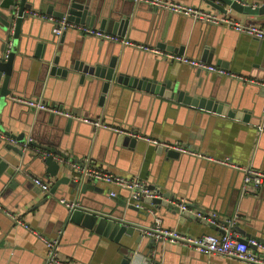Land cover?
Segmentation results:
<instances>
[{"label":"crops","instance_id":"obj_1","mask_svg":"<svg viewBox=\"0 0 264 264\" xmlns=\"http://www.w3.org/2000/svg\"><path fill=\"white\" fill-rule=\"evenodd\" d=\"M30 1L34 8L31 11L46 14L47 6L60 11L63 0ZM170 1L224 14L202 0ZM232 1L254 8L264 3V0ZM11 4L12 0H0V13H4ZM87 4L101 11L130 5V26L125 37L132 42L170 51L157 46L164 40L167 48L183 46V55L193 59L201 58L206 51L211 57L209 62H204L264 83L262 40L238 33L226 25L197 22L139 4L132 6L127 0H88ZM217 4L223 6L219 2ZM223 7L225 11L230 10L231 19L264 29L263 21L256 23L260 17ZM28 12L25 11L26 14ZM26 19L18 40L13 38L12 32L7 39V31L0 25V54L7 42L11 43V52L14 53L7 85L11 90V100L15 96H27L83 117L98 118L112 126L132 129L163 143L189 146L211 160L178 152V157L165 158V148L159 147L164 153L158 155V146L142 140L134 139L133 147L123 146L116 142V134L110 131L94 130L58 115L50 117L51 114L45 111L23 109L21 104L15 105L10 100L3 110V123L0 122L1 126L7 127H0V131H6L15 138L23 136L25 141L31 139L44 148L64 154L70 161L81 162L87 158L95 166L112 173L143 179L147 186H156L160 192L174 196V203L182 200L186 205L214 214L219 226L214 229L203 223L187 221L180 224L178 216L169 213L166 207L156 208L153 204H144L147 215H137L124 210L120 204V201L128 202L129 193L107 184L87 181L84 183H92L95 190L77 194L65 185L52 188L55 179L50 178L49 190L44 192L32 182V178H45V166L30 162L28 157L23 160L27 163L24 165L7 156L8 167L0 174V204L3 209L0 210V264H45L46 245L33 232L46 239L58 237L59 258L70 264H121L126 256L130 257L129 264H154V255H158L160 264H246L226 257L207 256L171 243L157 244L155 241L150 251V242L140 231L142 239L139 243H135L137 232L132 237L123 234L118 242L99 237L67 224L69 210L60 200L77 202L81 208L91 212L120 215L121 221L140 228L152 226L153 219L159 218L164 227L192 237L221 235V222L230 220L228 227L237 238L263 241L264 186L255 195L243 194L242 170L212 160L264 171V97L260 96L264 87L167 62L133 47L116 46L118 43L82 36L73 30L65 32L62 39L56 38L48 22L29 16ZM251 21L255 23L248 24ZM90 27L99 29V24ZM37 46L41 48V55L38 52L36 56ZM101 54L109 58L115 55L128 76L172 80L191 94L214 98L229 109L241 112V117L236 119L199 110L124 86L107 93L101 107L98 105L99 89L93 91L86 81L80 83L77 74L61 77L50 73L49 66L52 67L55 58L58 59L57 66L62 69L68 66L67 61L71 57L92 63ZM5 77L8 78L2 74L0 86ZM245 116L247 119L243 120ZM69 120L71 124L68 125ZM27 150L38 153L33 147ZM54 156L60 158L58 154ZM9 170L14 172L10 177L7 176ZM63 171L71 175L69 169L64 167ZM14 181L16 185L11 188L9 185ZM111 192L113 197L109 194ZM192 210L195 214L198 212L194 208ZM7 213L13 214L29 229L15 223ZM255 253L260 254L261 251Z\"/></svg>","mask_w":264,"mask_h":264},{"label":"water","instance_id":"obj_2","mask_svg":"<svg viewBox=\"0 0 264 264\" xmlns=\"http://www.w3.org/2000/svg\"><path fill=\"white\" fill-rule=\"evenodd\" d=\"M87 1L88 0L86 1L63 0L60 3L61 4L60 11H54L51 6H47L45 13L57 18L66 17L69 21L76 22L79 24H85L89 26H94L99 24L100 30L121 36L126 35V33L128 32V28L130 26V15H131L130 5L126 6L125 8L114 7V9L112 8L110 10L108 9L107 11H103V10L101 11L98 10V8L94 10L91 5L88 6ZM202 1L205 4H207L210 8H213L220 12H225L223 6H227L231 10L233 9L244 15L260 17L258 18L259 20H256L257 24H259V21L264 22V3L262 4L261 7L254 8L249 5H241L240 3L232 0H202ZM129 2L132 4V6H134L135 3L131 1ZM216 2L223 4V6H218ZM139 5L147 6L145 4H139ZM32 9H34L33 3L30 0H12V4L9 5L7 9H5V12L0 13V25L2 29L7 31V39H9L11 32L14 39L17 40L19 39V33L21 27L25 23V20H27L26 18L28 17L25 11L26 10L29 11ZM252 23L255 22L252 21L248 22V24H252ZM63 35L60 36L61 39ZM55 37L58 38L57 36ZM116 46H119V44H117ZM157 46L160 48L170 50L177 54L184 53L183 46H177V47L169 46L170 48H167L168 46L166 47V42L164 40L163 42L158 43ZM39 48L40 47L37 46L36 56L38 52L39 55H41V48L40 51ZM13 57H14V53L11 52V43L7 42L5 44V48H2L0 54V79L2 74L8 76V78L7 77L4 78L0 86V122L2 121V123H3V117H2L3 110L5 106L8 104V102L11 101L15 105L18 103L13 99L11 100L9 98V96L11 95V90L7 89L9 75L11 73V67L13 63ZM210 57L211 54L209 52L204 51L201 58L198 59L209 62ZM67 62H68L67 67L59 69V66H57L58 59L55 58L54 61L52 62L53 64L52 67L50 68L49 66L51 75L56 74V75H60L61 77H66L69 74H77L80 83L86 81L88 83L87 85L89 86V88L92 89L93 91L99 89L98 105L101 107L104 105L107 93L109 94L111 92L113 93L116 89L118 90V86L119 87L124 86L154 96L162 97L165 100L168 101L170 100L172 102H176L177 104L179 103L184 106L197 108L199 110H205L207 112L212 111L214 113L220 115L222 114L230 118L239 119L241 117V112H236L234 110L229 109L228 106H225L221 102L218 103V101L215 100L214 98L211 97L207 98L205 96L198 95L197 93L191 94L189 91L185 90V88H182L172 80L166 79L162 81H156L146 78H137V77L128 76L125 74V71L123 69V64L121 65L118 64V58L115 57V55L109 58V56L107 57L105 54H101L92 63L89 60H79L74 57L69 58ZM260 92H261L260 96L264 97V90H261ZM15 97H20V96H15ZM24 98L29 99L30 97L24 96ZM22 106L23 107L21 108L23 109L28 108L25 105ZM263 113H264V106L262 108V115ZM51 116H53V114H51L50 117ZM246 119L247 116L243 118V120ZM69 124H71V120L68 121V125ZM79 124H84V123L80 122ZM86 125L90 126L89 124ZM0 127L1 129L2 128L4 129L7 126L3 124L2 126L0 125ZM4 133L9 135L10 137L13 138L16 137L14 135H10L6 131H4ZM115 136H116V142L118 144L122 143L123 146H129V147H133L135 145L136 141L134 139L122 135H118V136L115 135ZM15 139L18 142L25 141L23 136H17V138ZM30 146L31 148L33 147L39 151L49 152V154L43 156L41 152L40 153L38 152L37 154L32 153L28 150L27 151L22 150L20 147L16 145H12L0 141V174H2L8 167V163L5 160L7 156L15 159L18 162H22L24 165H26L27 163L23 162V160L28 157L30 158V162H36L38 164H41L42 166H45L46 173L43 174L45 178L43 177H36V178L46 185L49 184L50 178L55 179L54 183L51 186L52 188H57L59 185H65L70 189L72 193L76 192L77 194L84 193L86 190H95V186L92 185V183H80L74 181L69 174L66 175L64 171L62 172L64 166L53 158L54 154H58L59 157L63 159H66L67 156L61 153L60 154L56 153L54 150L44 148L35 142H31ZM163 153L164 152L162 151V149L158 147L157 154L161 155ZM165 154H166L165 158H175L179 156V154L173 152L172 150H167ZM11 170L13 171V168H11ZM11 170H9L8 171L9 173H7L8 177L12 176L14 173L11 172ZM37 175H41V174H37ZM15 185L16 182L14 181L9 186L11 188H14ZM148 189L154 193V196L151 198L144 199L141 202L140 207H136L134 203H131L129 201L128 202L120 201V204L124 207V210H131L135 212L137 215L138 214L147 215V210L145 208V205L153 204L156 206V208L166 207L169 213H171L174 216H178L177 219L180 224H183L185 221H187L189 223H194V224L203 223L211 228L214 229L216 228L215 224H212L207 220V218H209L211 221H214L215 223L218 222L217 217L214 218L212 214H209L196 206H190L189 204H187L189 208L191 209L194 208L204 216V218H199L194 213H191L187 210H181L180 202L177 201L174 203V196L160 192V190L157 189L156 186L148 185ZM50 192L53 193V190H50ZM66 221L67 224H70L75 227H79V229H82V231L85 230L89 233H94L99 237L101 236L108 237L110 239H113L115 242L116 241L118 242L123 234L132 237V235L135 232L139 233L138 227H135V225L133 224H128L121 221L120 215L113 214L112 216H108L105 213L91 212L81 207L78 209H74L71 212L68 211ZM227 221L226 223L221 222L222 223L221 225L227 227L229 225ZM221 233L223 234V231ZM246 237L248 238V236ZM141 239H142V235L139 233L135 239V243H139ZM146 239H148V241L150 242L149 249L151 251L153 249L152 246L155 244V241L149 238ZM252 239L256 240L260 244H264V240L262 241L255 238ZM238 240L240 242L247 243V240L244 238H238ZM160 243L161 242H157V244ZM250 249L255 252L257 251V248L253 246H250ZM259 255L260 257L264 258V251H262ZM157 256L154 255V257L152 258L155 259L153 260L154 264H160L159 261H157L158 260ZM129 263H130V257L128 256H126L121 262V264H129ZM148 263L151 264V262Z\"/></svg>","mask_w":264,"mask_h":264},{"label":"built area","instance_id":"obj_3","mask_svg":"<svg viewBox=\"0 0 264 264\" xmlns=\"http://www.w3.org/2000/svg\"><path fill=\"white\" fill-rule=\"evenodd\" d=\"M131 1L135 4H145L151 8L161 10L164 12H168L175 15H180L183 17H187L193 21L212 24V25H226L227 27L233 29L238 33H242L248 36L253 37L257 40L264 41V29L256 25H244L241 22L235 21L231 19L229 16L230 10L225 11L224 14H215L210 11H205L193 6H187L184 4H179L172 2L170 0H127ZM27 13L29 17L37 18L42 21H46L52 25V33L60 37L65 32L73 30L81 34L82 36H89L101 41H107L112 43H118L124 47L130 46L135 49L144 51L150 55L155 57H159L167 62H175L178 64L186 65L192 69H196L199 71H203L209 74H214L217 76H223L228 79L240 80L245 83H253L260 87H264L263 82H259L254 79L246 78L237 74H234L225 69L219 68L212 64L206 63L204 61L189 58L183 54H177L171 51H165L159 49L157 47L148 46L144 44L134 43L129 40L125 36L111 34L109 32L96 29L84 24H79L76 22L69 21L66 17L57 18L52 15L38 13L36 11H31ZM14 101L25 105L28 108H32L37 111H45L51 113L53 115L62 116L65 118H69L71 120H75L77 122H81L84 124H89L94 130H107L116 135L126 136L135 140H142L149 145L163 147L166 150H172L178 152L180 154H186L194 157L207 158L204 155L198 154L197 151L193 150L189 146L182 144H168L160 142L154 138L142 135L132 129L123 128L121 126H112L100 119H91L87 117H83L77 115L70 111H65L60 108L48 105L40 100H32L23 97H13ZM0 141L5 143H9L12 145L19 146L22 150L31 149L30 143L31 139L26 140L23 143L18 142L15 138L10 137L4 132L0 131ZM36 152H41L43 156L48 155V152L39 151L33 148ZM56 160H58L64 167L68 168L71 172L70 177L77 182H94L107 184L111 186H115L120 189H124L129 193L128 201L134 203L136 207H140L141 202L146 198H151L154 194L148 189L147 183L145 180L140 178H128L119 174L112 173L108 170L95 166L88 160L87 158L81 162L78 161H70L68 159H60L54 156ZM213 162L223 163L238 169H241L243 172V180L241 191L243 194H251L255 195L258 190L264 186V171L257 170L251 167H239L233 166V164L228 163L227 161H219L216 159L212 160ZM32 182L41 188L42 191L46 192L48 190V185L44 184L37 178H32ZM111 197L114 196V193H109ZM60 203L63 204L70 212L74 209L80 208L77 202H70L61 199ZM180 209L187 210L191 213H194L191 208H189L186 203L180 200ZM0 210L2 206L0 204ZM9 217L13 219V221L26 229L27 228L21 220L16 218L13 214H9ZM195 214V213H194ZM196 216L199 218H204V216L197 212ZM215 218L216 216L212 214ZM209 219V218H207ZM154 223L150 227L139 228L140 233L147 238H150L156 242L161 243H171L173 245H180L188 248L195 249L207 256L214 255L219 257H226L234 260H238L244 262L246 264H264V258L260 257L259 254H256L255 251L250 249V246L257 248L259 251H264V245L258 243L254 239H248L247 243L240 242L236 236L232 232L231 229L227 226H220L223 229V234L215 235V234H204L199 237H192L188 234L181 233L175 229L166 228L162 225L161 220L159 218L153 219ZM209 221L212 224L218 225L214 221ZM230 224V220H228ZM219 226V225H218ZM38 238H41L47 248L46 260L45 264H70L69 262L62 261L59 258V238H44L40 234L33 232Z\"/></svg>","mask_w":264,"mask_h":264}]
</instances>
